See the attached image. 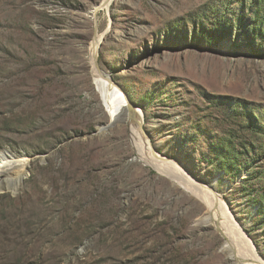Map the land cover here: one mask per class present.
I'll use <instances>...</instances> for the list:
<instances>
[{
  "label": "rangeland",
  "instance_id": "rangeland-1",
  "mask_svg": "<svg viewBox=\"0 0 264 264\" xmlns=\"http://www.w3.org/2000/svg\"><path fill=\"white\" fill-rule=\"evenodd\" d=\"M261 1L0 0V154L19 178L14 193L0 173V264H239L186 180L146 163L139 136L210 184L264 261V179L252 174L264 156L227 175L210 148L231 129L264 145L224 114L264 121ZM99 37L95 63L142 129L96 79Z\"/></svg>",
  "mask_w": 264,
  "mask_h": 264
},
{
  "label": "bare ground",
  "instance_id": "bare-ground-1",
  "mask_svg": "<svg viewBox=\"0 0 264 264\" xmlns=\"http://www.w3.org/2000/svg\"><path fill=\"white\" fill-rule=\"evenodd\" d=\"M110 2L111 0H105L102 6H108ZM96 12L97 11L94 9V17H96ZM100 43V37L96 38L92 43V63L96 79L107 89V91H110L114 94V97H116L115 101L113 102V112L117 110H123L128 112L133 127H141L142 129V122L140 121L141 113L128 104L127 98L120 92V90L116 86L111 85V79L106 77L100 70L98 65L95 63ZM142 138V136H139L137 147L143 150L145 149L144 151L147 155L146 163L164 173H167V170L169 168L173 169V171H175L184 180H186L188 185L193 189L192 193L197 194L196 196H198L202 200L208 215H210L213 220L214 226L225 239L224 246L232 249L236 261L239 264H264V261H262V259H260L256 255L255 248L251 244V239L240 231V229L236 226V223L233 221L226 208L223 206L222 202L215 197L214 192L211 189V185L208 184L203 187L200 186L201 188H199V185H196V183L192 181L188 177V175L181 171L182 169L178 165H176L174 161L167 160L165 158H157L155 156L154 150L152 149V147L149 146L148 142L144 141L142 143ZM2 161L4 164H6V166L0 165V173H4V175H2L1 180L6 181L5 187H7L8 190H11L16 193L19 187V178L11 180L6 174L7 167H12L15 165V159L13 157H3Z\"/></svg>",
  "mask_w": 264,
  "mask_h": 264
},
{
  "label": "trees",
  "instance_id": "trees-1",
  "mask_svg": "<svg viewBox=\"0 0 264 264\" xmlns=\"http://www.w3.org/2000/svg\"><path fill=\"white\" fill-rule=\"evenodd\" d=\"M254 6L258 8V2H253ZM260 11L264 12V1H261ZM262 27L264 26V17L261 21ZM224 114L233 120V124L240 130V132H247L252 136L261 137L264 139V121L259 122V119L253 118L247 111H238L235 106L225 108ZM227 137H223L219 143L210 144L212 152V161H218L220 168L225 174H233L234 176L240 173L244 165L249 164L251 154H254V159L264 156V145L256 146L255 141H244L239 139L233 129L229 130ZM252 150V151H251ZM246 160L244 163L243 160ZM243 162V163H239ZM238 165L240 167H238ZM252 174L259 179H264V173L253 170ZM248 182H244L247 184ZM262 201L259 203V211H264V195L261 197Z\"/></svg>",
  "mask_w": 264,
  "mask_h": 264
},
{
  "label": "water",
  "instance_id": "water-1",
  "mask_svg": "<svg viewBox=\"0 0 264 264\" xmlns=\"http://www.w3.org/2000/svg\"><path fill=\"white\" fill-rule=\"evenodd\" d=\"M0 157L3 158V157H13L15 158V156L13 154H11L9 151L7 150H4L3 152H1L0 154Z\"/></svg>",
  "mask_w": 264,
  "mask_h": 264
}]
</instances>
